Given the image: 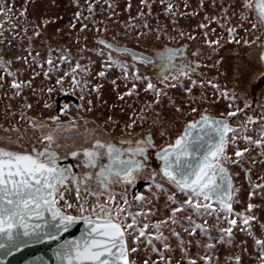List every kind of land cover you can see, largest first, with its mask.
<instances>
[{"label":"rangeland","instance_id":"rangeland-1","mask_svg":"<svg viewBox=\"0 0 264 264\" xmlns=\"http://www.w3.org/2000/svg\"><path fill=\"white\" fill-rule=\"evenodd\" d=\"M244 2L0 0V7L11 9L0 13V146L39 148L40 134L52 133L60 145L56 150L64 158L77 147H90L93 139L121 144L131 140L130 146L136 147L137 140L151 135L155 146L147 149L148 165L134 173V184L116 179L108 188L89 180L80 185L81 196L87 199L85 207L110 203L108 196L113 195L115 204L125 209L122 220L132 223L127 213L137 218V224L126 232L133 264H189L191 260L238 264L236 256L239 264L264 260L255 244L256 239L264 240V146L243 139L244 135L253 141L264 139L259 135L264 128V25ZM100 37L142 51L154 61L146 63L108 48L99 42ZM166 49H183L182 55L176 53L174 63L190 65L194 71L185 76L170 70L164 79L160 53ZM13 80L22 82L20 90L12 87ZM149 80L160 92L159 98L147 88ZM236 108L240 111L234 116L227 115ZM205 113L227 118L237 129L228 134L230 159L226 162L233 181L231 218L237 219L231 238L221 232L230 224L219 206V221L216 215H197L188 209L177 213V222H172V209L179 204L169 200V195H175L179 203L187 196L162 176L156 155L165 144L175 142L188 121ZM52 116L59 120L53 121ZM248 117L254 122L249 123ZM36 123L46 127H33ZM238 148L247 151L237 162ZM60 190L65 196L59 201L61 209L69 211L64 205L70 202L73 214H78L71 177ZM141 195L143 199H136ZM250 203L253 208L249 210ZM244 216L255 219L245 225ZM197 224L207 231L195 228ZM140 229L145 235L136 239ZM209 244L213 247L208 248Z\"/></svg>","mask_w":264,"mask_h":264},{"label":"snow or ice","instance_id":"snow-or-ice-1","mask_svg":"<svg viewBox=\"0 0 264 264\" xmlns=\"http://www.w3.org/2000/svg\"><path fill=\"white\" fill-rule=\"evenodd\" d=\"M244 7L254 12L260 22L264 24V0H245ZM171 9V5H169ZM91 11V9H89ZM11 11L6 7H0V13ZM247 19V17H243ZM253 27H256L253 24ZM231 33V30H229ZM211 43V42H210ZM218 43V41H217ZM248 43V41H245ZM127 51V49H120ZM179 50L166 49L160 53L161 73L167 79L166 73L170 70L179 71L187 76L189 71H194L190 65L174 63L175 55ZM111 58V57H110ZM145 61L151 62L147 57ZM264 59V55H262ZM0 63H3L0 61ZM119 64V61H113ZM49 71H52V60L49 58ZM123 67V65H120ZM76 68H80L77 64ZM11 74V73H9ZM48 73H45L47 75ZM103 75V73H101ZM140 79V77H137ZM176 79V77H173ZM22 82L12 81V87L20 90ZM30 83V81H29ZM57 83H61L57 80ZM73 83L78 85L73 75ZM195 83V81H193ZM211 83V81H209ZM147 88L156 93L159 98L160 92L148 81ZM52 89H49L51 92ZM191 91L190 89L188 90ZM226 95V93H225ZM249 105L246 103L245 107ZM67 108V105H65ZM64 111V109H61ZM195 111V109H193ZM235 112H228V116H234ZM53 121H58V116L50 117ZM249 123L254 122L253 117H248ZM33 127L45 128L43 123L33 124ZM59 127V124L57 125ZM227 118H217L207 113L201 115L198 120H190L185 125L184 131L176 137L174 143L165 144L156 155L159 157L160 173L170 182L180 193L187 196L183 203L176 200L175 195H169V200L178 203L179 207L172 209V222L176 223V215L181 210L191 209L197 215H216L219 221V214L216 212L217 206L226 214L230 227L221 229L231 238L232 227L237 224L233 216L232 197L233 181L226 162L230 159L227 153V146L230 143L228 133H235ZM259 135L264 137V128L260 129ZM7 140L12 141L11 137ZM57 137L52 133H41V147L35 145L28 149H15L0 146V250L6 254H11L13 250H19L27 243L39 242L41 240H59L62 232H67L78 222L83 221L85 229L80 237L63 240L53 250L56 264H133L129 259V248L127 246L126 232L137 224V218L131 213L132 223H127V218L121 219L125 215L122 205L115 204V197L108 196L110 203L92 204L85 207L87 199L81 196L80 185L87 184L94 175L100 187L108 188L116 179H122L126 183L134 184L137 176L134 174L147 165L137 157H145L147 149L154 147L151 135L136 141V147L127 149L120 148L111 142L96 139L91 147H77L68 154L78 157L83 154V164L89 168L99 171L95 173H84L83 178L76 175L69 167H62L60 164L61 155L57 152L60 145L56 144ZM243 139L249 143L264 146V139L253 141L251 136L244 135ZM131 144V140L124 141ZM18 143V141H17ZM235 143V141H231ZM246 149H237L234 155L242 157ZM125 153H128L126 156ZM107 157V163L103 158ZM156 171L153 170L151 178L155 182ZM71 177L76 184V199L78 204L73 214V204L65 202L64 207L69 209L65 212L59 206V201L64 200V192L60 189ZM157 188L163 185L156 184ZM87 191V189H86ZM98 195L97 193H91ZM136 199H143L137 196ZM203 199L204 203L201 202ZM124 204L127 199L124 198ZM250 203L248 209H252ZM50 214V219L49 215ZM187 219L191 222L192 216ZM254 216H244L243 223L249 224L254 220ZM145 224L143 228H147ZM159 232L160 225L156 226ZM264 228V225L261 226ZM195 228L207 231L203 225L197 224ZM193 228V231H195ZM251 234V233H250ZM145 235L140 229L136 239ZM209 238H211L209 236ZM256 247L264 254V240L256 239ZM167 248L168 245L165 244ZM208 248L213 247L211 244ZM135 249H132L134 251ZM205 261H210V257L205 256ZM235 260L240 261L236 256ZM37 264H44L38 261ZM145 264H148L145 261ZM189 264H196L191 260ZM264 264V260H262Z\"/></svg>","mask_w":264,"mask_h":264},{"label":"water","instance_id":"water-1","mask_svg":"<svg viewBox=\"0 0 264 264\" xmlns=\"http://www.w3.org/2000/svg\"><path fill=\"white\" fill-rule=\"evenodd\" d=\"M99 42L104 46L111 48L115 51L126 53L134 59L141 60L146 63H151L153 60V58L150 55L142 51L130 47L118 45L106 38L100 37ZM120 49H127V51H121ZM262 55H264V52ZM145 57H147L151 62L145 61L144 59ZM262 61L264 62V59H262ZM232 127L235 128L234 126ZM48 215L50 219V214ZM84 229H85V224L83 221H80L72 228H70L67 232H62L60 234L59 240H54V241L41 240L35 243L29 242L25 246L21 247L18 251L13 250L11 254H6L3 250H0V264H37L38 261H42L44 262V264H56V258L53 255V250L63 240H71L80 237ZM127 246H128V241H127Z\"/></svg>","mask_w":264,"mask_h":264},{"label":"flooded vegetation","instance_id":"flooded-vegetation-1","mask_svg":"<svg viewBox=\"0 0 264 264\" xmlns=\"http://www.w3.org/2000/svg\"><path fill=\"white\" fill-rule=\"evenodd\" d=\"M182 54H183V49L178 51V55H182ZM153 61H154V59L152 60V62ZM94 141H95V139L92 140L91 146L93 145ZM107 142H109V141H107ZM111 143H114V142H111ZM114 144H116L118 147L124 148V149L131 147L130 144H127V143L126 144L114 143ZM71 151H74V150H71ZM71 151H69V152H71ZM125 155L127 156L128 153H125ZM148 156H149V152L147 150L146 158L145 157H137V159L143 160L144 163L146 165H148V160H147ZM159 161H160V159H159ZM103 162L107 163V157L103 158ZM160 163H161V161H160ZM60 164L62 167H69L73 173H75L76 175L81 176V177H83L84 173H86V172L95 173V172L99 171L98 168L92 169V168H89L83 164V154H80L78 157H73V156L67 154L66 157H64V158L61 157ZM89 181L93 184H98L94 175L89 179Z\"/></svg>","mask_w":264,"mask_h":264}]
</instances>
